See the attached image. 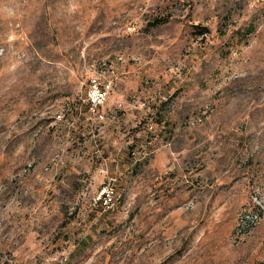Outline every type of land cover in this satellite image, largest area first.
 <instances>
[{"label":"rangeland","instance_id":"1","mask_svg":"<svg viewBox=\"0 0 264 264\" xmlns=\"http://www.w3.org/2000/svg\"><path fill=\"white\" fill-rule=\"evenodd\" d=\"M0 264H264V0H0Z\"/></svg>","mask_w":264,"mask_h":264},{"label":"built area","instance_id":"2","mask_svg":"<svg viewBox=\"0 0 264 264\" xmlns=\"http://www.w3.org/2000/svg\"><path fill=\"white\" fill-rule=\"evenodd\" d=\"M112 89L111 81H100L99 78L93 77L90 79L86 94L82 98V103L87 104L89 113L94 116L100 115L99 108L106 101L110 90ZM153 126L150 125V128ZM102 204L105 208H109L114 204V188L112 185L104 186L100 192ZM256 210H248L240 215L239 226L241 228H253L261 219L263 205L257 202Z\"/></svg>","mask_w":264,"mask_h":264},{"label":"trees","instance_id":"3","mask_svg":"<svg viewBox=\"0 0 264 264\" xmlns=\"http://www.w3.org/2000/svg\"><path fill=\"white\" fill-rule=\"evenodd\" d=\"M87 106V104H85Z\"/></svg>","mask_w":264,"mask_h":264}]
</instances>
